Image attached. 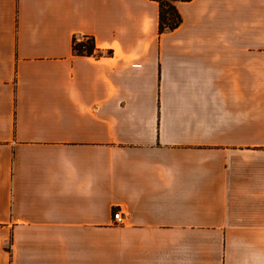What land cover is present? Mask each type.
<instances>
[{
	"label": "crops",
	"instance_id": "crops-1",
	"mask_svg": "<svg viewBox=\"0 0 264 264\" xmlns=\"http://www.w3.org/2000/svg\"><path fill=\"white\" fill-rule=\"evenodd\" d=\"M177 9L0 0V264H264V0Z\"/></svg>",
	"mask_w": 264,
	"mask_h": 264
},
{
	"label": "trees",
	"instance_id": "trees-1",
	"mask_svg": "<svg viewBox=\"0 0 264 264\" xmlns=\"http://www.w3.org/2000/svg\"><path fill=\"white\" fill-rule=\"evenodd\" d=\"M159 3V29L161 32L165 30L174 29L181 22V15L177 9V2L190 0H156ZM87 41H80L74 43V49L78 53L91 55L95 50L94 38L87 36ZM75 41V39H74ZM73 41V42H74Z\"/></svg>",
	"mask_w": 264,
	"mask_h": 264
},
{
	"label": "built area",
	"instance_id": "built-area-1",
	"mask_svg": "<svg viewBox=\"0 0 264 264\" xmlns=\"http://www.w3.org/2000/svg\"><path fill=\"white\" fill-rule=\"evenodd\" d=\"M113 219L115 221V223H122L123 222V215H122V211L121 210H117L115 211L114 215H113Z\"/></svg>",
	"mask_w": 264,
	"mask_h": 264
}]
</instances>
